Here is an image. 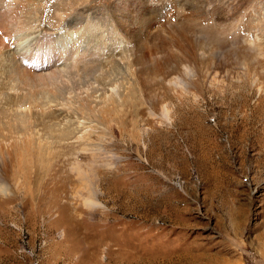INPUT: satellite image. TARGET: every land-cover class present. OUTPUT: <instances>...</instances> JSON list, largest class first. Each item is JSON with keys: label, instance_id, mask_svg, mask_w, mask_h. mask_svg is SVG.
Listing matches in <instances>:
<instances>
[{"label": "rangeland", "instance_id": "1", "mask_svg": "<svg viewBox=\"0 0 264 264\" xmlns=\"http://www.w3.org/2000/svg\"><path fill=\"white\" fill-rule=\"evenodd\" d=\"M87 1L91 11L130 19L148 45L186 27L176 43L196 54L178 72L161 71L188 82L174 88L157 72L141 74L143 94L120 105L121 124L91 134L100 142L93 155L81 142L57 144L27 183L19 176L16 187L11 178L0 192V264H264V0H119L118 12V0ZM150 9L154 33L146 34ZM48 10L44 22L52 24ZM100 67L92 72L94 95L127 76L109 57ZM23 101L0 100L1 128L17 130L10 124L28 107ZM92 156L100 188L113 190L98 195L104 208L83 205L68 170L73 158ZM36 186L41 195L33 199ZM74 208L82 216L70 220Z\"/></svg>", "mask_w": 264, "mask_h": 264}, {"label": "bare ground", "instance_id": "2", "mask_svg": "<svg viewBox=\"0 0 264 264\" xmlns=\"http://www.w3.org/2000/svg\"><path fill=\"white\" fill-rule=\"evenodd\" d=\"M51 5L55 22L46 24L45 12ZM120 6L118 0L115 12ZM91 10L87 0L77 5L72 0H0V97H3L0 100L11 103L22 98L23 104L28 105L16 111L19 117L10 124L19 125L20 130L0 126L2 193L10 190L11 178L18 187L19 176L27 183L33 169L48 166L51 153L46 152H51L55 146L81 142V150L93 155L100 142L93 141L91 134L100 130L109 133L116 124H121L123 108L120 105L125 100H135L136 94L133 96V93L143 94L145 79L141 74L154 75L157 72L162 85L186 87L188 81L181 76L167 79L161 71L165 67L178 72L182 61L196 54V47L178 46L176 43L178 37H183L186 27L180 25L170 34L161 29L165 34H160L157 41L148 45V35L144 37L140 30H133L130 19L125 22L111 18L104 9ZM147 13L144 28L146 34H152L154 15L151 9ZM142 15L138 14V17ZM171 42L173 47H177V52L172 54L166 50ZM118 55H121L120 59ZM107 57L110 62L124 66L127 76L116 79L108 92L94 95L96 80L92 72L103 70L100 64ZM182 67L187 74L192 72V68ZM32 108L40 116L36 122L30 120ZM58 108L66 112L62 114ZM133 112L137 116L135 106ZM3 128H7V133ZM96 163L94 156L88 163L75 157L68 167L76 179L75 193L82 197L83 205L88 208H104L98 201V195H111L113 191L100 188L102 176L96 169ZM112 164L102 166L110 167ZM30 188L33 190L34 187ZM35 188L33 193H40L39 188ZM34 195H31L33 199L41 193ZM77 211L74 208L72 215H68L70 220L74 216H82ZM0 221H4V214Z\"/></svg>", "mask_w": 264, "mask_h": 264}]
</instances>
